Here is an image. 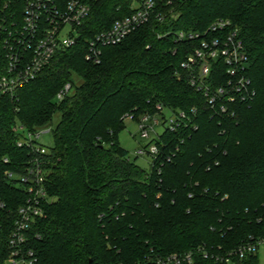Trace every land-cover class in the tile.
Masks as SVG:
<instances>
[{
  "label": "trees",
  "instance_id": "1",
  "mask_svg": "<svg viewBox=\"0 0 264 264\" xmlns=\"http://www.w3.org/2000/svg\"><path fill=\"white\" fill-rule=\"evenodd\" d=\"M157 2L146 24L103 46L95 62L86 57L89 39L130 14L132 0H89L79 41L59 49L15 98H0V264H8V237L28 196L17 177L35 154L19 141L25 131L52 125L58 112L54 144L39 155L48 198L29 231L34 264H147L150 256L264 238V0ZM217 19L238 28L255 91L226 112L191 85L182 67L198 41L175 37ZM221 68L215 85L229 79ZM165 108L177 123L164 119L147 170L130 159L119 133L125 115L138 119ZM244 264H260L259 255Z\"/></svg>",
  "mask_w": 264,
  "mask_h": 264
},
{
  "label": "built area",
  "instance_id": "2",
  "mask_svg": "<svg viewBox=\"0 0 264 264\" xmlns=\"http://www.w3.org/2000/svg\"><path fill=\"white\" fill-rule=\"evenodd\" d=\"M172 1L168 0V4ZM157 5V0H132L130 14L115 19L108 29L89 39L87 59L99 62L103 46L125 40L136 28L150 20ZM90 14L89 0H0V98H15L24 84L37 78L51 63L59 49L75 45L82 33L80 29ZM175 37L198 41L182 62V67L188 71L191 85L203 91L213 107L219 106L221 111L226 112L229 103L253 98L255 91L245 70L248 54L238 28L230 20L217 19L202 32L179 30ZM222 65L226 67L229 79L215 85L212 83L213 76L222 69ZM70 87L71 84L67 83L57 98L62 99ZM157 107L162 109L161 105ZM180 116H184V113ZM126 118L136 117L127 114ZM151 119L153 114L150 113L142 114L137 119L141 135L145 138L150 135L146 123ZM176 120L175 115L169 120V125L177 123ZM154 122L160 123V120L155 118ZM15 128L20 130L22 126ZM50 129L25 131L19 141V144L27 142L32 145L35 154L25 171L17 177L28 196L18 208L8 237V264H34L36 260L34 251L29 247V231L44 215L43 206L48 198V170L39 155L49 151L38 143V138ZM148 148L145 151L152 156L159 152L156 141ZM7 174L14 176L11 171ZM0 205L3 206L2 203ZM263 244L264 238L249 236L229 249H210L200 245L183 252L150 256L147 264H244L249 256L259 255Z\"/></svg>",
  "mask_w": 264,
  "mask_h": 264
},
{
  "label": "rangeland",
  "instance_id": "3",
  "mask_svg": "<svg viewBox=\"0 0 264 264\" xmlns=\"http://www.w3.org/2000/svg\"><path fill=\"white\" fill-rule=\"evenodd\" d=\"M77 83H81V79L78 76H75ZM58 95V94H57ZM60 113H56L54 116L53 124L50 125V128H53L56 126V124L60 120ZM175 117L174 113L169 109L165 108L163 110V114H153V119L151 121H148L146 125L148 126V129L150 130L149 137H143L141 135V129H140V122L135 119L126 118L125 119V125L121 129L119 133V141L122 146L127 148L129 150V157L132 161H134L136 164L141 166L144 169L149 170L152 163V154L145 151V145L149 142H153L154 139H156L160 133L164 131V119H168L166 122V125H169V120L171 118ZM158 118L160 120V123H155L154 119ZM47 127V128H49ZM46 128V129H47ZM45 131V130H43ZM38 143L44 145L47 148H51L54 144V134L51 131H45L42 133V136L38 138ZM149 149V148H148ZM141 150L144 152L141 153ZM259 260L260 264H264V244L260 248L259 252Z\"/></svg>",
  "mask_w": 264,
  "mask_h": 264
}]
</instances>
